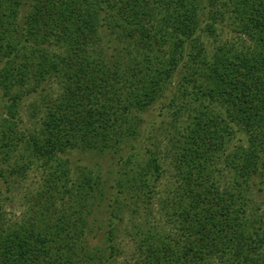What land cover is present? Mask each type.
Returning a JSON list of instances; mask_svg holds the SVG:
<instances>
[{
	"label": "trees",
	"instance_id": "obj_1",
	"mask_svg": "<svg viewBox=\"0 0 264 264\" xmlns=\"http://www.w3.org/2000/svg\"><path fill=\"white\" fill-rule=\"evenodd\" d=\"M220 1L0 0V264H113L123 232L137 264H264V0ZM225 14L241 41L211 55ZM48 82L31 130L19 108ZM162 99L163 161L143 133Z\"/></svg>",
	"mask_w": 264,
	"mask_h": 264
},
{
	"label": "rangeland",
	"instance_id": "obj_2",
	"mask_svg": "<svg viewBox=\"0 0 264 264\" xmlns=\"http://www.w3.org/2000/svg\"><path fill=\"white\" fill-rule=\"evenodd\" d=\"M224 3V2H223ZM222 4V0L220 1V5ZM230 14H225V23L223 26L225 27L223 31L219 33L218 36V43L214 42L213 39L210 38H203L205 47L209 54L212 55V52L222 42H231L237 44L238 41H241L239 33L236 32V27L233 25ZM183 74H187V72H182ZM181 74V73H180ZM44 88L46 89L45 92H41L40 94L30 97L22 104L19 108V115L23 121V125L27 128L31 129L36 128L39 126V118L40 115L33 117V107L34 104L40 103L42 99H49L54 98L57 93L60 91L59 86H57L56 82H48L45 83ZM43 88V89H44ZM178 92V88H173V93ZM166 99L161 100V104L154 107L150 110L149 116L146 121L145 137L147 138L148 133L152 131V140L153 144L149 146L156 150L159 154L160 160L163 161L165 159V152L164 150L167 149L168 141L166 133H169L172 130V112L173 110H165L164 115L162 117H158L159 112L161 111L159 107L165 102ZM160 103V102H159ZM163 112V111H162ZM180 122L177 124L178 130H180L181 126H184V122L186 120L185 117H181ZM87 156V155H86ZM162 157V158H161ZM167 160V159H166ZM98 164V162H96ZM107 163L105 160L100 161L99 164L101 167L107 169ZM103 165V166H102ZM170 160L163 162V168L165 169L164 178L159 183V189L157 191L161 194H164L166 189L173 188L176 184L174 180V174L171 168ZM40 181V175L36 171H30L19 184L17 183L14 187L12 194H10V201H6L3 203V208L6 210V217L10 221L18 220L21 216V213L24 211V202L23 198H30L36 189L38 188V184ZM157 197L155 198V200ZM153 200L155 203L150 207V211L153 215H150L149 219L151 220H158L160 214L157 212V201ZM152 201V202H153ZM249 201L252 202V205H259L264 208V192H259L256 189H251L249 194ZM163 220V219H162ZM125 231V230H124ZM119 246L122 250V255L118 258V260L113 264H137V256L138 251L135 248L133 242L125 235H121L118 240Z\"/></svg>",
	"mask_w": 264,
	"mask_h": 264
}]
</instances>
